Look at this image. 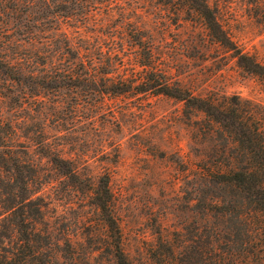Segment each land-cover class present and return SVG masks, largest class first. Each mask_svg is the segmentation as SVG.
Instances as JSON below:
<instances>
[{
  "label": "trees",
  "instance_id": "trees-1",
  "mask_svg": "<svg viewBox=\"0 0 264 264\" xmlns=\"http://www.w3.org/2000/svg\"><path fill=\"white\" fill-rule=\"evenodd\" d=\"M153 1L172 20H200L205 35L194 49L221 48L245 73L264 78V64L244 53L221 22L220 0ZM111 4V0H0V17L19 20L24 15L27 21L20 27L21 38L2 42L0 73L22 86L27 98L39 97L42 89L83 91L86 97L96 94L102 99L149 94L181 103L184 123L199 149L195 163L182 167L194 184L183 226L156 229L148 254L151 264H264V106L235 95L195 92L174 80L158 33L141 26L126 25L139 70L124 67L120 58L124 38L115 36L112 28L105 38L83 39L80 45L58 28L55 37L41 42L32 35V20H44L40 26L45 20H87L91 12ZM34 43H41V50ZM46 69L53 75L38 80ZM42 137L37 144L49 148ZM45 153L61 177L79 183L81 173L73 161L61 158L58 151ZM22 162L0 155V216L7 214L0 221V264H132L123 250L109 177H99L93 192L106 234L99 254L105 256L97 262L91 253L78 256L69 231L57 229L47 218L46 204L35 196L43 180L35 175L30 183L24 170L32 167Z\"/></svg>",
  "mask_w": 264,
  "mask_h": 264
},
{
  "label": "rangeland",
  "instance_id": "rangeland-1",
  "mask_svg": "<svg viewBox=\"0 0 264 264\" xmlns=\"http://www.w3.org/2000/svg\"><path fill=\"white\" fill-rule=\"evenodd\" d=\"M111 2L109 8L91 12L87 20H45L41 26L44 20H32V35L41 42L55 37L58 28L80 45L83 39L105 38L112 28L115 36L124 38L120 57L124 67L139 70L126 25L141 26L158 33L174 80L195 92L235 95L264 106V78L245 73L221 48H193L205 35L200 20H172L153 0ZM220 3L221 22L233 42L264 64V0ZM26 22L24 15L19 20L0 17V47L2 42L21 38L20 27ZM34 47L41 50L42 45L34 43ZM45 71L38 74V80L47 73L53 75ZM39 92V97L27 98L22 86L0 73V155L32 167L23 169L30 183L35 175L42 178L44 185L35 196L46 204L47 218L57 229L69 231L78 256L91 253L97 262L105 256L104 251L99 254L106 234L93 192L99 177H109L123 250L132 264H151L148 254L156 229L173 231L183 226L194 184L182 167L195 163L199 149L184 123L182 104L149 94L102 99L96 94L86 97L83 91ZM39 136L49 148L37 144ZM47 150L58 151L61 158L75 163L81 173L78 184L53 169L45 157ZM37 187L33 182L32 188Z\"/></svg>",
  "mask_w": 264,
  "mask_h": 264
}]
</instances>
